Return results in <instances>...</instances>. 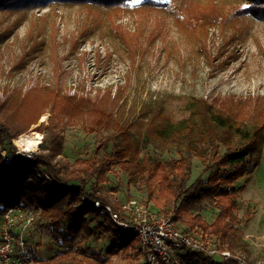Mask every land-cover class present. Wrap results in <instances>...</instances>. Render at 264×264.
I'll return each instance as SVG.
<instances>
[{
	"label": "rangeland",
	"instance_id": "rangeland-1",
	"mask_svg": "<svg viewBox=\"0 0 264 264\" xmlns=\"http://www.w3.org/2000/svg\"><path fill=\"white\" fill-rule=\"evenodd\" d=\"M217 2L226 5V11L245 5L244 0ZM101 15L78 4L64 3L0 9V115L11 128L21 132L12 139L14 149L0 139L2 155L26 159L43 152L52 155L58 165L90 155H112L122 142V127L133 123L130 134L140 142L142 161H165L177 154L162 153L147 139V124L153 117L178 121L189 115L190 104H198L200 99L222 106L230 99L264 97V20L249 14L225 18L209 27L204 42H194L178 27L175 18L164 11L123 13L115 22L141 35V47L133 59L126 44L112 34ZM86 27L90 31L83 34ZM53 37L58 45L56 50ZM27 50L29 57L17 65ZM81 52L86 53L84 60L79 58ZM98 53L101 61L97 59ZM55 93L56 101L66 104L68 112L65 120L59 121L52 151L47 147L52 136L49 125L55 116ZM114 97L118 98L115 104ZM39 100L41 106L37 108ZM33 105L36 108L31 115L34 109L28 107ZM75 105L79 108H73ZM95 107L102 114L97 116ZM36 113L39 117L32 122ZM109 114H113V119L108 120ZM100 120L108 124L94 130L92 123ZM248 125L252 126L250 118ZM33 131L42 134V143L37 151H23L16 139ZM205 166L200 158H194L189 183L207 175ZM108 176L110 180L100 189L108 195L109 203L117 206L132 198L145 203L147 192L142 181L132 180L115 164ZM236 187L241 197L237 221L250 244V256L240 252L248 264H264V143L259 165L240 178ZM87 190H93L91 183ZM148 205L161 215L166 211L153 201ZM203 213L210 221L215 217L208 207ZM101 221L99 217L90 218L93 227ZM176 223L181 226L179 221ZM2 224L0 213V230ZM192 234L201 237L199 233ZM26 235L40 261L68 250V245L54 241L47 231L36 229L35 225L27 229ZM88 242L109 260H121L120 255H106L114 238L101 228L95 227ZM215 258L221 262L218 255ZM187 264L205 263L191 259Z\"/></svg>",
	"mask_w": 264,
	"mask_h": 264
},
{
	"label": "trees",
	"instance_id": "trees-1",
	"mask_svg": "<svg viewBox=\"0 0 264 264\" xmlns=\"http://www.w3.org/2000/svg\"><path fill=\"white\" fill-rule=\"evenodd\" d=\"M244 2L247 7L241 4L226 11V5L217 0H0V9L78 4L88 11L101 13L107 28L126 44L128 53L135 59L141 47V35L115 22L114 19L123 13H140L146 9L164 11L175 18L178 27L191 41L204 42L209 27L217 25L222 19L249 14L264 20V0ZM225 12L231 15L226 16ZM89 31L86 27L82 33ZM52 43L53 49H58L54 37ZM202 47L205 49V46ZM29 54L27 50L17 65L24 63ZM110 55L108 53V58ZM85 56L86 53L79 54L82 60ZM97 59L102 60L99 53ZM54 95L56 101L57 94ZM117 101L118 98L114 97V104ZM40 106L39 100L36 107ZM190 106L189 115L178 121L169 117H153L148 121L146 137L152 146L162 153L174 151L177 154L165 161H142L140 142L130 134L133 123L122 127V142L112 155H90L88 158H77L71 164L58 165L48 153H34L32 158L26 159L13 157L11 163H6L0 153V213L15 205L33 210L36 216L30 227L35 225L36 229L47 231L54 241L68 245L67 251L53 255L47 261H40L31 247L35 264H149L145 261L138 236L121 230L110 215L99 213L93 204L95 199L109 201L100 187L110 180L108 173L114 164L125 170L132 180L142 181L147 192L145 204L153 201L164 206V215L171 214L181 223V226L178 225L180 229L191 234L199 233L200 239H210L220 247L242 250L250 256V244L237 221L241 197L236 182L251 173L261 161L264 97L230 99L222 106L219 102L200 99L198 104L191 103ZM36 107H28V110L34 109L31 115ZM66 112V104L61 101L54 103L55 116L49 125L52 136L47 147L52 151L55 150L51 145L57 136L56 129L60 119L65 120ZM95 112L97 116L102 114L98 107H95ZM108 116V120L113 119V114ZM38 117V113L34 114L32 122ZM249 118L251 127L248 125ZM106 122L100 120L92 123L91 127L96 130L107 125ZM19 134L21 132L11 128L9 121L0 115L1 141L8 142L14 149L16 146L12 139ZM195 157L204 162L207 175L189 183ZM90 183L93 190L89 192L87 187ZM207 207L215 213L212 221L204 216ZM114 208L117 213L118 207ZM91 217L102 219L96 226L114 238L106 255H120V261H111L102 251L90 246L88 241L96 227L91 225ZM191 259L205 264H238L234 257L220 262L215 257L192 250L186 251L181 264H187Z\"/></svg>",
	"mask_w": 264,
	"mask_h": 264
},
{
	"label": "built area",
	"instance_id": "built-area-1",
	"mask_svg": "<svg viewBox=\"0 0 264 264\" xmlns=\"http://www.w3.org/2000/svg\"><path fill=\"white\" fill-rule=\"evenodd\" d=\"M3 156L9 163L13 159V155ZM93 204L99 213L110 215L121 230L138 236L145 261L149 264H181L187 250L203 252L212 257L218 255L221 261L234 257L238 264H248L240 250L234 251L210 240L196 238L180 229L172 216L161 215L136 198L118 204V213L115 212V205L101 199H95ZM1 216L0 264H34L35 255L26 233L36 213L15 205L1 213Z\"/></svg>",
	"mask_w": 264,
	"mask_h": 264
},
{
	"label": "bare ground",
	"instance_id": "bare-ground-1",
	"mask_svg": "<svg viewBox=\"0 0 264 264\" xmlns=\"http://www.w3.org/2000/svg\"><path fill=\"white\" fill-rule=\"evenodd\" d=\"M42 143V134L38 131L31 133H24L18 139L16 144L22 148L23 151L32 152L37 151Z\"/></svg>",
	"mask_w": 264,
	"mask_h": 264
},
{
	"label": "snow or ice",
	"instance_id": "snow-or-ice-1",
	"mask_svg": "<svg viewBox=\"0 0 264 264\" xmlns=\"http://www.w3.org/2000/svg\"><path fill=\"white\" fill-rule=\"evenodd\" d=\"M137 2H139V0H137ZM245 7H247V5H245Z\"/></svg>",
	"mask_w": 264,
	"mask_h": 264
}]
</instances>
